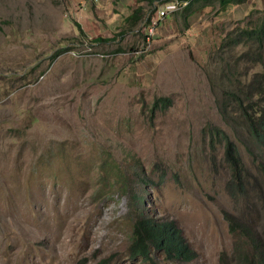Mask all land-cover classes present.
<instances>
[{"label":"rangeland","instance_id":"374dc122","mask_svg":"<svg viewBox=\"0 0 264 264\" xmlns=\"http://www.w3.org/2000/svg\"><path fill=\"white\" fill-rule=\"evenodd\" d=\"M159 2L0 0V264H219L235 257L224 211L264 235V181L249 207L231 201L208 138L231 134L210 85L230 58L219 42L264 0L171 2L146 43ZM135 7L141 19L126 23ZM157 97L170 104L151 109ZM140 212L170 221L191 259L132 254Z\"/></svg>","mask_w":264,"mask_h":264},{"label":"trees","instance_id":"16d2710c","mask_svg":"<svg viewBox=\"0 0 264 264\" xmlns=\"http://www.w3.org/2000/svg\"><path fill=\"white\" fill-rule=\"evenodd\" d=\"M147 1L152 3L154 0ZM157 1L162 4L174 2L185 11L198 0ZM216 1L219 8H225L246 0ZM153 10L154 7L150 9ZM150 11L141 24L146 23ZM141 13L142 9L135 7L124 20L134 24L141 19ZM75 25L80 29L78 24ZM93 40L100 42L102 38L95 37ZM218 48L219 58L226 50L230 52V58L220 65L225 68L218 72L210 85L217 84L220 90L219 113L231 134L214 126L208 131V138L210 144L214 137L215 142L222 146L227 171L224 183L227 196L235 204L247 208L251 190L258 186L259 180L264 181V10L258 16H249L243 25L225 32ZM169 104L168 97H157L151 109L155 106L164 108ZM238 146L245 150L254 170H250L243 161ZM223 216L228 232L234 238L235 257L228 259L222 254L219 264H264V235L259 234L243 217L227 211L223 212ZM150 247L161 250L166 259L190 260L192 257V251L170 221L140 212L135 214L131 226L129 250L144 258Z\"/></svg>","mask_w":264,"mask_h":264},{"label":"built area","instance_id":"2783aa9c","mask_svg":"<svg viewBox=\"0 0 264 264\" xmlns=\"http://www.w3.org/2000/svg\"><path fill=\"white\" fill-rule=\"evenodd\" d=\"M174 4L171 2L165 3L161 9L157 10V13L155 16H149L145 25L142 27V34H143V39L145 40L146 43L150 41L152 38V30L154 25L158 22V20L163 17L167 12H170L174 9Z\"/></svg>","mask_w":264,"mask_h":264},{"label":"crops","instance_id":"0c3cea01","mask_svg":"<svg viewBox=\"0 0 264 264\" xmlns=\"http://www.w3.org/2000/svg\"><path fill=\"white\" fill-rule=\"evenodd\" d=\"M133 3V0H120V4L122 5V6H124L125 4H132ZM161 8V7H160ZM111 10H112V8H111ZM94 12L97 14V12L95 11V9H94ZM97 16H99V15H97Z\"/></svg>","mask_w":264,"mask_h":264}]
</instances>
